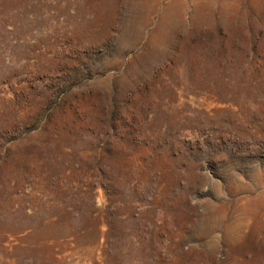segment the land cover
<instances>
[{"label":"rangeland","instance_id":"374dc122","mask_svg":"<svg viewBox=\"0 0 264 264\" xmlns=\"http://www.w3.org/2000/svg\"><path fill=\"white\" fill-rule=\"evenodd\" d=\"M260 223L264 0H0V264H264Z\"/></svg>","mask_w":264,"mask_h":264},{"label":"bare ground","instance_id":"6f19581e","mask_svg":"<svg viewBox=\"0 0 264 264\" xmlns=\"http://www.w3.org/2000/svg\"><path fill=\"white\" fill-rule=\"evenodd\" d=\"M247 209V208H246ZM252 212H254V211H252ZM260 222V221H259ZM257 223V222H256ZM258 225H259V223H258ZM256 226L254 229H253V231L250 233V235L251 236H258L260 233H262L263 232V234H262V236H261V244H263L264 245V224H262V223H260V227L259 226ZM242 226V225H241ZM240 227V226H239ZM241 228V227H240ZM238 230V229H237ZM236 230V231H237ZM240 230V229H239ZM261 230H262V232H261ZM235 231V230H234ZM260 231V233H258L257 234V232H259ZM256 234V235H255ZM249 235V236H250ZM249 238V237H248ZM253 238V237H252ZM257 238V237H256ZM251 239V238H250ZM253 241V240H252Z\"/></svg>","mask_w":264,"mask_h":264}]
</instances>
